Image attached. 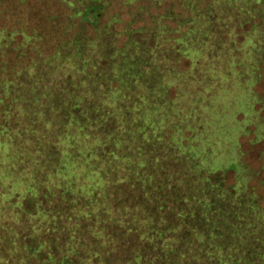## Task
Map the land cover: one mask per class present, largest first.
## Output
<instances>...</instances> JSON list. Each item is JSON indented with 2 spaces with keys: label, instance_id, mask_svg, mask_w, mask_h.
<instances>
[{
  "label": "rangeland",
  "instance_id": "1",
  "mask_svg": "<svg viewBox=\"0 0 264 264\" xmlns=\"http://www.w3.org/2000/svg\"><path fill=\"white\" fill-rule=\"evenodd\" d=\"M108 1L100 16L92 8L97 27L131 18L132 8ZM238 3L224 9L232 24L251 21L242 55L220 24L197 19L183 37L186 57L146 58L134 46L117 66L118 56L105 58L109 72L99 77L109 84L72 92L57 78L67 66L79 72L82 44L70 59L48 57L82 26H69L71 6L0 0V204L28 221L25 232L65 234L98 254L122 236L143 264H264V0ZM226 49L233 83L207 80L194 94L192 59L206 51L200 72L213 74L209 56L218 63ZM41 57L13 85L4 81ZM145 59L153 66L140 70ZM91 264L109 262L99 255Z\"/></svg>",
  "mask_w": 264,
  "mask_h": 264
},
{
  "label": "trees",
  "instance_id": "2",
  "mask_svg": "<svg viewBox=\"0 0 264 264\" xmlns=\"http://www.w3.org/2000/svg\"><path fill=\"white\" fill-rule=\"evenodd\" d=\"M64 1L72 8L68 19L69 26H73L75 20L81 21L82 26L73 38L66 40L48 57H51L59 50L61 51L59 53H63L65 59H70L68 56L72 49H75L77 44H82V52L76 59L79 65L77 68L79 72L71 70V68L67 66L66 72L60 73L57 78V85L60 84L64 87H70V91L72 92L78 91V88L84 92L81 87L86 88L87 86L92 87L93 85L95 87H103L109 84L110 82H108V80L99 77V75L109 72L107 70L110 68V63H107L105 58L110 57V54H112V59L118 56V58L115 59L116 61H113L114 63L112 64L117 66L121 63L122 57L125 59V55H127L129 50L134 46L144 49V52L148 54L146 58H157L158 56L161 61L166 62L173 58L180 59L186 57L181 53L183 51V37L192 30L197 19H200L199 22L201 23L210 20L214 25L220 24V30L223 36L227 38V41L231 42L232 46L236 48L240 55L243 53L241 50V42L245 39L243 35L248 36L249 34V31H244L247 30L249 26H252L249 24L251 21L246 19L235 24H232V20H234L233 17L229 20L226 19L224 8H236L240 6L238 0H120V3L134 10L131 12V18L128 21H124L119 14L112 15L110 20L101 27H97L99 24V16L101 15L100 12L107 7L106 2L108 3V0ZM213 5H217L218 8H210ZM92 8L97 9L99 16H96V14L94 15ZM255 21L259 20L256 19ZM87 25L96 27L94 29L96 32L94 36L87 34ZM230 25H233V27ZM2 30H5L9 34L7 29ZM23 35L24 38L35 37L28 36L26 33ZM37 35L41 37L39 34ZM123 37V45L117 47L120 39ZM10 40H13V38ZM11 43H14V40ZM164 45L167 46L162 48L161 46ZM228 57L229 52L227 49L222 53L221 61L218 63L213 61V58L209 56L208 59L215 66L214 71L216 72L203 75L202 72H200V68H206V51H204V54L201 52L197 53L194 59L187 56V59H192L194 63L197 62L199 58L198 62L200 63V68L199 65L194 66L193 71L195 70V73H189V80L192 79L195 84L198 85V89H195L194 94L199 96L201 93L203 95L201 83L207 80L216 81L220 84L225 83L222 81H225V78H227L229 83H233V80H231L233 78V71L229 67L230 59ZM43 58L44 57L31 60L28 65L23 67L15 79H7L4 81L13 85V83L21 77V74L27 72L34 63L38 66L42 65L41 61ZM223 59L225 60L224 63ZM100 64H102L101 66L103 67L101 69ZM152 66L151 61L145 59L140 63L139 69H147ZM262 68L263 79L264 64ZM71 73H74V75ZM78 73L80 78H77V75H75ZM72 82H78L80 85L77 84L74 87ZM239 82L241 81L239 80ZM256 82L258 83L260 81ZM36 83L38 84L37 87L41 88L40 85L43 82L39 83L36 81ZM43 85L41 86L43 87ZM91 87H89V89ZM263 95L257 93L259 99L262 98ZM5 101H7L6 104H8V106L11 105V99ZM4 120V117L0 118L1 123H4ZM7 122V124L10 123L8 119ZM28 206V203L24 204L22 209L24 213L30 211ZM27 222L28 221L23 220L21 215L17 214L15 211L11 212L5 209L4 206L0 204V264H91L92 258L99 255L107 259L109 264H125L124 260L126 258H131L130 264H143V259L140 254H131V244L122 236L115 238V240L112 238L110 241H106L107 246L105 251H100L98 254L99 248H96L92 253H89V249H86V246L81 243H67L69 238L65 234L58 236L44 234V236H42L32 234L30 231L25 232L22 228L25 227ZM46 222H49V220L45 219L44 223L46 224ZM41 240H44L42 244ZM124 243L127 244L123 245ZM148 246V244H145V247ZM140 253L142 255L143 252L140 251ZM149 261L150 258L148 257L144 259V263L146 264H149Z\"/></svg>",
  "mask_w": 264,
  "mask_h": 264
}]
</instances>
